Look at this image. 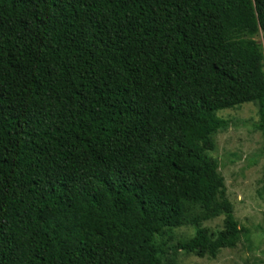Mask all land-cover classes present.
I'll use <instances>...</instances> for the list:
<instances>
[{
	"label": "trees",
	"instance_id": "trees-1",
	"mask_svg": "<svg viewBox=\"0 0 264 264\" xmlns=\"http://www.w3.org/2000/svg\"><path fill=\"white\" fill-rule=\"evenodd\" d=\"M243 104L264 138V0H0V264H161L193 208L181 251L234 248L205 153Z\"/></svg>",
	"mask_w": 264,
	"mask_h": 264
},
{
	"label": "rangeland",
	"instance_id": "rangeland-1",
	"mask_svg": "<svg viewBox=\"0 0 264 264\" xmlns=\"http://www.w3.org/2000/svg\"><path fill=\"white\" fill-rule=\"evenodd\" d=\"M257 41L261 43V39ZM216 117L226 121L227 127L212 137L214 149L205 154L218 162L226 198L243 234L234 248L223 249L214 258L181 251L178 246L195 234L191 221L200 212L193 208L186 214V225L155 237L161 264H264V138L254 127L258 122L257 106L243 104L219 111ZM199 227L216 236L223 229V218L199 221Z\"/></svg>",
	"mask_w": 264,
	"mask_h": 264
}]
</instances>
